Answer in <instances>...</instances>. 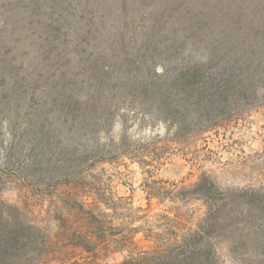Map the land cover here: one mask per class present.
I'll list each match as a JSON object with an SVG mask.
<instances>
[{
  "label": "trees",
  "instance_id": "trees-1",
  "mask_svg": "<svg viewBox=\"0 0 264 264\" xmlns=\"http://www.w3.org/2000/svg\"><path fill=\"white\" fill-rule=\"evenodd\" d=\"M261 106L264 0H0V182L24 194L0 197V264H224L220 246L264 264V191L155 175L171 148ZM156 123L155 150L132 139ZM125 160L145 208L99 175Z\"/></svg>",
  "mask_w": 264,
  "mask_h": 264
},
{
  "label": "rangeland",
  "instance_id": "rangeland-1",
  "mask_svg": "<svg viewBox=\"0 0 264 264\" xmlns=\"http://www.w3.org/2000/svg\"><path fill=\"white\" fill-rule=\"evenodd\" d=\"M120 126L116 122L108 134L101 133L102 140L106 136L119 138ZM129 133L136 143L148 145L146 147L150 150H155L159 146L157 141L167 136V129L162 123L146 124L139 129L134 125ZM6 140L4 119L0 122V142L4 143ZM188 143L190 144L183 142L184 147L177 146L169 150L170 153L155 173L157 178L190 185L202 173H206L224 188L264 191V106L248 111L226 127L215 128L197 141ZM99 175L115 198L128 199L133 208L147 206L142 186L145 175L136 162L125 160L119 165H104ZM15 181L16 178L13 177L3 178L0 182V197L20 203L24 194L15 185L18 183ZM26 203H23L26 210L34 212L37 219H41V212L46 209L47 203L37 195L27 196ZM160 208L162 207L153 202V212ZM218 252L224 264H239L224 246H220Z\"/></svg>",
  "mask_w": 264,
  "mask_h": 264
}]
</instances>
